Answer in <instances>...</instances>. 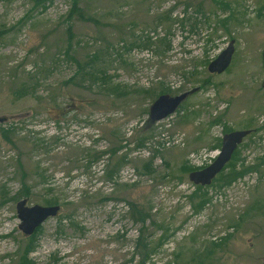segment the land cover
Listing matches in <instances>:
<instances>
[{"label": "rangeland", "instance_id": "374dc122", "mask_svg": "<svg viewBox=\"0 0 264 264\" xmlns=\"http://www.w3.org/2000/svg\"><path fill=\"white\" fill-rule=\"evenodd\" d=\"M75 2L86 19L70 14ZM175 2L176 22L155 23ZM32 7L0 0V264H23L29 244L27 264H263L264 0ZM230 15L232 37L218 24ZM131 36L168 37L170 48H139ZM232 40L231 65L210 73ZM196 87L175 113L146 127L160 95ZM244 129L253 132L210 186L189 181L218 157L224 135ZM118 147L127 160L110 181V154L93 157ZM234 164L253 169L224 180ZM22 177L33 185L29 197ZM24 198L59 200L58 215L31 236L19 228ZM132 202L150 211L146 224L130 216Z\"/></svg>", "mask_w": 264, "mask_h": 264}, {"label": "water", "instance_id": "95a60500", "mask_svg": "<svg viewBox=\"0 0 264 264\" xmlns=\"http://www.w3.org/2000/svg\"><path fill=\"white\" fill-rule=\"evenodd\" d=\"M235 42V40H232L225 50L208 65L210 73L221 74L229 68L236 51ZM198 90L199 87H196L176 96L169 94L160 95L150 106L148 122L154 124L169 117L175 113L176 109L187 97L195 94ZM252 132L250 129L232 130L231 133L224 135L218 157L209 166L190 172L189 181L196 186H210L214 179L223 171L224 167L232 160L234 152L242 144L244 138ZM28 202L29 199L24 198L17 203L16 208L18 217L21 220L19 228L26 236H31L47 219L58 215L60 206L28 205Z\"/></svg>", "mask_w": 264, "mask_h": 264}, {"label": "trees", "instance_id": "16d2710c", "mask_svg": "<svg viewBox=\"0 0 264 264\" xmlns=\"http://www.w3.org/2000/svg\"><path fill=\"white\" fill-rule=\"evenodd\" d=\"M32 1H33V7L31 9L35 10L41 6H46V3L49 2L50 0H32ZM210 1L213 3L219 2V0H210ZM185 3H186L187 8L191 7L194 4V3H190V2H185ZM177 4L178 3L175 2V5H173V7L168 9L166 12H163L160 14L158 13L154 19L155 23L160 22L162 24L163 21L176 22V20L171 19V14L173 13L174 9L177 7ZM197 11H198V13H201L199 10H197ZM28 14L26 16H28ZM70 14L77 15L80 19H86L84 17V13L82 12L80 7L78 6L77 2H75L74 5L72 6ZM233 16L234 15H232V16L230 15L226 19L219 20V22H218V24L221 25L222 28L224 29L225 33L229 34L230 37H232V35H231L230 30H229V22ZM187 20H188V17L182 19V21H184V23ZM92 22L95 24H99L100 21L97 17L92 16ZM130 39H133L130 42L131 45H136V47H139V48L142 47V48L147 49V48H150L152 46H155V44H157L158 51L163 53V54L165 52H168V50L170 48V46H169L170 41H169L168 37H162L157 42L152 41L153 39L151 37H144V38H140V39H135L134 37L131 36ZM96 74H97V72H96ZM149 125H150V123L147 120L146 127ZM146 139H147L146 136H142L139 140L140 141L139 146L145 145ZM120 149L121 148L118 147V148H115L112 150L110 149V150L98 151V152H96L97 154L94 155V157H93L95 162H99L103 159L104 156H106L107 154H110L109 155L110 159H109L108 163L104 166L105 167V169H104L105 170L104 171L105 177L110 181H114V176L119 172L122 164H124L127 160L126 155H120L119 154ZM150 165H151V163H150ZM231 168L232 169L227 174L222 176V177H224V180L234 181L237 177L242 176L246 171L253 169L252 167H244V166H242L241 169H238L236 164H234V166ZM224 169H225V167H224ZM23 174H25V171L23 172ZM41 180L44 183L47 182L46 178H41L40 181ZM22 184H23L24 190L26 191V196L29 197V195H31L33 185L28 183L27 177H22ZM197 188H198V186H197ZM47 202L49 203L48 205H55L59 202V200L56 198H50V199H47ZM128 204H129V211L128 212L130 213V216L132 217V219L135 222H138V223L140 222L142 224H146L147 220L149 218L148 214L150 213V211L148 209H146L142 204H139L137 202H132V203H128ZM141 245L143 247L145 259L149 258L150 255L152 254V252L149 251L151 248V245L148 241V237L144 238ZM32 249H33V244H29L26 251L23 252V254H24L22 256L23 259H21L23 264H27L26 259L28 258V254Z\"/></svg>", "mask_w": 264, "mask_h": 264}]
</instances>
